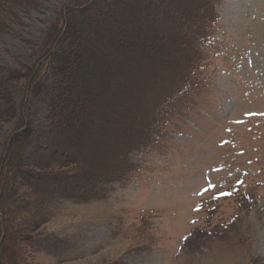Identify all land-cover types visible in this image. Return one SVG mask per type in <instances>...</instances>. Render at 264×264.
<instances>
[{"label": "rangeland", "instance_id": "1", "mask_svg": "<svg viewBox=\"0 0 264 264\" xmlns=\"http://www.w3.org/2000/svg\"><path fill=\"white\" fill-rule=\"evenodd\" d=\"M76 2L11 6L0 29V76L32 67L47 29ZM214 9V31L197 42L201 68L187 76L198 83L186 85L185 77L149 116V136L129 154L126 180L104 185L102 199L48 206L47 219L27 232L40 233L24 250L32 264H264V0H217ZM20 84L12 89L17 114ZM26 102L31 126L41 128L48 101ZM11 129V121L0 122V156ZM67 134L47 150L66 153ZM17 193L4 202L5 218L13 217L2 243L11 264L21 249L12 229L43 212L40 197Z\"/></svg>", "mask_w": 264, "mask_h": 264}, {"label": "trees", "instance_id": "2", "mask_svg": "<svg viewBox=\"0 0 264 264\" xmlns=\"http://www.w3.org/2000/svg\"><path fill=\"white\" fill-rule=\"evenodd\" d=\"M30 2L0 0V29L7 28L11 6ZM216 2L77 0L47 29L32 67L0 76V122L12 123L0 156V264H11L2 243L13 217L5 218L4 202L16 191L42 199L43 212L33 210L12 229L21 243L16 264H32L24 250L36 246L40 233L27 232L47 219L49 205L102 199L104 185L128 178L129 154L149 136V116L170 100L185 77L186 85L198 83L187 76L201 68L197 42L212 33ZM150 53L165 58L151 60ZM43 73L48 81L41 79ZM20 81L25 97L17 114L12 89ZM40 95L48 101V112L41 128L34 129L26 101ZM66 134L71 143L63 147L66 153L47 150Z\"/></svg>", "mask_w": 264, "mask_h": 264}, {"label": "snow or ice", "instance_id": "3", "mask_svg": "<svg viewBox=\"0 0 264 264\" xmlns=\"http://www.w3.org/2000/svg\"><path fill=\"white\" fill-rule=\"evenodd\" d=\"M205 191H207V189H205Z\"/></svg>", "mask_w": 264, "mask_h": 264}]
</instances>
